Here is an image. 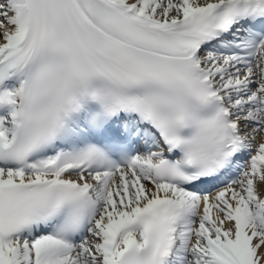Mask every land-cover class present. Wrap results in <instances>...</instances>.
<instances>
[{"label": "snow or ice", "instance_id": "obj_1", "mask_svg": "<svg viewBox=\"0 0 264 264\" xmlns=\"http://www.w3.org/2000/svg\"><path fill=\"white\" fill-rule=\"evenodd\" d=\"M0 264H264V0H0Z\"/></svg>", "mask_w": 264, "mask_h": 264}]
</instances>
